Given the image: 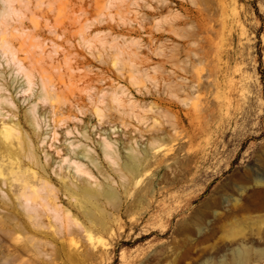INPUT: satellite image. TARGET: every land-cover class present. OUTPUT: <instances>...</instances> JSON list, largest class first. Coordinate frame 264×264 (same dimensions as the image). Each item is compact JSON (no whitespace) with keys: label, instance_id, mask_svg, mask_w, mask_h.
<instances>
[{"label":"rangeland","instance_id":"rangeland-1","mask_svg":"<svg viewBox=\"0 0 264 264\" xmlns=\"http://www.w3.org/2000/svg\"><path fill=\"white\" fill-rule=\"evenodd\" d=\"M6 7L0 106L22 124L0 152L43 162L39 138L64 131L44 125L52 102L68 128L92 133L91 147L109 131L115 196L88 215L61 195L73 223L59 212L37 232L3 228L29 221L0 202V264H264V201L253 209L239 193L264 179V0H0ZM25 74L31 89L40 78L58 86L38 106L40 137L17 93Z\"/></svg>","mask_w":264,"mask_h":264},{"label":"bare ground","instance_id":"bare-ground-1","mask_svg":"<svg viewBox=\"0 0 264 264\" xmlns=\"http://www.w3.org/2000/svg\"><path fill=\"white\" fill-rule=\"evenodd\" d=\"M11 14L12 10L9 7L0 11V25L3 24V21L6 22V17ZM6 32L7 28L4 26L0 30V35L4 36ZM0 46L6 49L3 39ZM24 80L28 89L20 86L17 93H21L19 99L26 106L25 120L31 126L34 134L40 137L43 120L37 115L38 106L41 102L49 101L53 95H56L58 86L55 84L46 85L40 78L39 85L34 90L30 88L31 80L27 74L24 75ZM58 84L63 85L62 82ZM1 99L0 97V103ZM78 99H80L79 95L76 96V100ZM10 104L13 103L10 102ZM49 104L53 114L50 118L52 121L44 125H52V127L59 125L64 127V131L58 136V133L51 130L50 134L45 133L42 138H39L38 141L44 156L43 162H40L38 156L31 153L22 155L11 148L0 152V184L5 189L3 191L0 187V202L7 209L17 215L25 216L29 221L28 223L25 221L10 222L3 225V228L20 232L26 229L33 231L34 228L37 232L40 228L45 227L44 218L56 219L59 212L65 214L68 221L67 226H69L73 223L70 215L72 211L63 207L61 195L65 197L68 205H76L88 215H90V209L87 205L98 207L97 202L100 199H110L115 196L109 187L110 177L107 173L112 159L109 131L99 128L96 132L99 141H93L98 146L95 149L89 145L91 132L79 131L74 126L68 128V120L57 117L54 104L52 102ZM15 108H17L16 105ZM0 120H2L0 146L3 147V143L10 144L17 138L22 122L18 115L3 112L1 106ZM128 159L127 168L135 171L138 166L136 157L130 155ZM30 166H34V170L29 169ZM96 171L100 176L98 182L93 181L95 179L93 172ZM52 184L58 185V189H55ZM239 193H248L249 205L247 207L259 209L261 202L264 201V179L253 180V183L242 188ZM237 201V198L233 199V203ZM34 242V239L30 238L29 245L32 248L38 246L37 242ZM36 250L39 252L38 248Z\"/></svg>","mask_w":264,"mask_h":264}]
</instances>
